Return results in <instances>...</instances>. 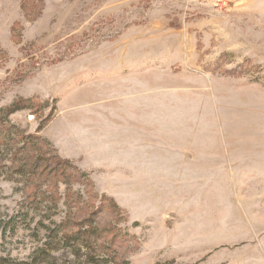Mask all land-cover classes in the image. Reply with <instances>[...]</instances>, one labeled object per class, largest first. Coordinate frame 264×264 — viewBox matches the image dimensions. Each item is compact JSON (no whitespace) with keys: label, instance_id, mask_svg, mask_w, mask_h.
<instances>
[{"label":"rangeland","instance_id":"1","mask_svg":"<svg viewBox=\"0 0 264 264\" xmlns=\"http://www.w3.org/2000/svg\"><path fill=\"white\" fill-rule=\"evenodd\" d=\"M0 108V264H264V0H0Z\"/></svg>","mask_w":264,"mask_h":264},{"label":"trees","instance_id":"2","mask_svg":"<svg viewBox=\"0 0 264 264\" xmlns=\"http://www.w3.org/2000/svg\"><path fill=\"white\" fill-rule=\"evenodd\" d=\"M13 113V109H2L0 108V136L2 135L3 131L8 130L9 129V116ZM5 142V141H3ZM2 142V143H3ZM1 143V144H2ZM6 147H8V145H5ZM1 153H4L3 151H1ZM3 154H0V160H3ZM62 164H68V162L66 160H61Z\"/></svg>","mask_w":264,"mask_h":264}]
</instances>
